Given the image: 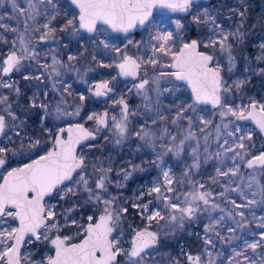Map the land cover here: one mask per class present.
Masks as SVG:
<instances>
[{"label":"rangeland","instance_id":"rangeland-1","mask_svg":"<svg viewBox=\"0 0 264 264\" xmlns=\"http://www.w3.org/2000/svg\"><path fill=\"white\" fill-rule=\"evenodd\" d=\"M248 1L205 0L186 15L156 14L131 34L116 33L107 25H98L92 33L80 29L79 12L70 0H32L39 12L34 19L28 15V0H16L26 10L23 14L13 11L11 0L0 2V24L7 26L0 27V63L12 50L22 59L8 76L0 64V98H6L0 102L5 118L0 147L9 149L0 154L6 158L1 175L46 152L44 146L53 141L60 121L88 124L98 131V138L81 148L85 163L77 172L87 179L91 198L83 185L75 184L77 174L65 183L75 194L61 199L63 193H54L47 198L56 221L67 226L59 233L49 232L48 240L29 238L22 264H46L54 254L50 240L56 234L75 236L79 225L90 223L89 216L98 219L103 200L112 201L114 215L119 213L112 236L125 251L131 250L137 231L156 233L157 243L145 250L139 264H192L189 256H200V264H264V166H247L263 153L264 135L255 124L227 111L230 107L247 114L254 102L259 108L264 105V1L249 11L257 15L254 25L246 20ZM70 19L74 23L68 26ZM169 32L172 53L192 40L215 53L214 68H219L221 78L219 105L196 102L185 81L161 75L174 71L167 67L172 57L154 50L161 43L154 37ZM224 35L227 51L218 43ZM41 37H47L48 43L43 44ZM211 41H217L215 47ZM124 55L136 60L141 77L149 79L144 89L139 90L131 78H122L118 65ZM105 82L111 90L97 96L96 85ZM104 112L107 122L98 124L96 117H104ZM122 120L123 136L115 127ZM101 176L104 190L96 188ZM155 187L159 193L152 191ZM61 188L66 192L64 185ZM199 193H210L207 205L192 201L190 194ZM171 204L196 211L189 217ZM156 211L163 219L149 221ZM172 215L177 219L172 220ZM4 221L0 230L18 226L12 217ZM254 242H261L255 251L247 247ZM118 260L128 264L125 255Z\"/></svg>","mask_w":264,"mask_h":264},{"label":"snow or ice","instance_id":"snow-or-ice-1","mask_svg":"<svg viewBox=\"0 0 264 264\" xmlns=\"http://www.w3.org/2000/svg\"><path fill=\"white\" fill-rule=\"evenodd\" d=\"M43 2L44 0H40V3ZM71 2L79 9V28L85 29L89 33L96 31L98 25H107L113 31L127 33L137 25L142 26L146 22H149V17L152 15V10L155 7L183 12L187 11L191 4V0H71ZM48 3H52V0H48ZM11 5L13 11H18L20 14L26 11L17 5L16 0H11ZM28 9H30L28 12L29 18L34 19L36 15H39L37 6L32 0H28ZM52 19H55V16ZM0 20H3L2 16H0ZM73 23L74 19L67 21L68 26L73 25ZM0 27L7 26L0 24ZM44 27L47 28L48 24H45ZM177 27H181L179 21H177ZM15 30L12 29V31ZM154 38L161 42L154 50L165 55L170 54L172 57V62L167 67L174 69V71L161 73V75H169L177 81H185L191 87L196 102H211L213 105H219L221 102L219 95L221 78L219 68L209 66L210 62L213 61V56L198 51V43L195 40L184 44L183 48L179 49L178 52L172 53L168 47V41L172 39L170 32L166 34L158 33ZM227 39L228 36L224 35L218 42L222 51L229 50V46L225 43ZM21 43H23V40H21ZM216 43L217 41H211V46L215 47ZM207 46L205 45V47ZM105 47H108V45L105 44ZM70 59H74V57H70ZM229 59H231L230 54ZM150 62L153 65L156 64V60L154 59ZM54 63H56L55 60ZM2 64L3 73L8 74L14 68H17L20 64V58L17 57L15 52H12L3 60ZM118 67L121 74L136 76L140 64L132 57L124 55L123 62ZM148 83V80H144L137 85V88L144 89ZM4 86L11 87L10 84H4ZM110 90L107 82L97 84L95 94L97 96L104 95ZM80 98L81 100L84 99L83 96ZM3 99L6 98H0V102H3ZM120 103L123 104V100ZM189 107H192V105H189ZM124 111L125 113L127 112V105H124ZM227 111L233 116H237L240 120H254L259 129L264 132V105L260 106L259 114H257L254 102L250 106L247 116L243 110L236 112L229 107ZM221 115L223 116L225 113L222 112ZM93 118V116L88 117L89 120ZM96 119L98 124L102 125L105 123L104 117H96ZM126 119L127 115L125 114L124 120ZM113 120L115 122V118ZM115 127L119 134L123 136L126 130L123 120L115 123ZM4 129L5 119L4 116H0V133H3ZM60 132H66L67 139H64L62 135H57L54 139L52 150L32 163L12 169L3 177V183H0V224L5 222V217H12L13 220L19 221L18 227L0 230V246H2V250H0V262L2 264H21L20 249L26 235L31 234L37 240L41 238L48 240L49 232L59 233L61 227L67 226V224L62 226L56 221L57 213L53 210L54 206L46 207L44 200L45 197L51 196L53 193H63L61 199L68 193L75 194L74 189L68 187L65 182L73 181V174L77 173L78 169L82 170L84 168V158L77 156L76 146L81 141L91 137L92 133L88 132L80 124L68 129H61ZM144 135H147V133ZM239 147L243 148L244 145L240 144ZM7 151L9 149L0 147V154ZM193 151L195 152V150ZM255 164L264 166V154L249 160L247 166L251 168ZM4 165L5 159L0 156V166ZM219 174L227 175V173ZM233 174L235 175V171H233ZM77 175L79 179L75 181V184L83 185L84 189L90 193L91 198L92 190L88 188L87 179L84 175H80L79 173ZM164 178L167 183H171L168 172H164ZM62 185L66 188V192L64 188H61ZM201 187L203 186L201 185ZM96 188L105 189L104 176H101L96 182ZM152 191L159 193L160 188L155 187ZM168 191H172V189L169 188ZM190 195H192L193 202L201 200L205 205L209 203L207 197L210 193ZM95 199L97 203L101 202L99 195H96ZM164 199L167 200L168 197H164ZM102 202L104 208L99 218L95 219L93 216H89L88 220L90 223L87 224V227L79 225L75 236L56 234L50 240L55 249V255L48 256L46 264H118L117 257L120 255L127 257L128 264H139L144 259V255L147 254L145 250L157 243L156 233L147 230L137 231L131 242V250L125 251L119 246L120 241L112 236L114 227L120 218L119 213L114 215L113 210L110 208L112 201L103 200ZM248 203L252 204L255 201H249ZM233 204H235V201H233ZM235 206L240 207V205ZM170 207L189 217L196 211L191 206L178 208V205L171 204ZM143 208L146 211L147 205H144ZM122 211H126V209ZM240 215L243 216V213L241 212ZM157 217L163 219L161 213L156 211L148 216V220L152 221ZM65 219L67 220V217ZM171 219L176 220L177 217L172 215ZM183 219L184 215H181L180 220L182 221ZM71 223L72 225H76L75 220ZM41 229L44 231L41 232ZM77 238H79V242H72ZM262 241H264V234H262ZM206 242L210 243L211 241ZM259 246H261V242L247 245L253 251ZM237 255H243V253H237ZM188 259L192 264H200L201 258L200 256H189ZM40 264H44V262H40Z\"/></svg>","mask_w":264,"mask_h":264},{"label":"water","instance_id":"water-1","mask_svg":"<svg viewBox=\"0 0 264 264\" xmlns=\"http://www.w3.org/2000/svg\"><path fill=\"white\" fill-rule=\"evenodd\" d=\"M71 1V0H70ZM199 1H204V0H191V4H190V7L188 8V10L187 11H183V12H181V11H172V10H170V9H167V8H160V7H155V8H153V10H152V15L149 17V20L154 16V14H156V13H161V14H179V15H186V14H188L189 12H190V10H191V8H192V4H194V3H197V2H199ZM74 5V4H73ZM75 6V5H74ZM75 8L78 10V12H79V9L75 6ZM147 23V22H146ZM145 25H137L135 28H133V29H131L129 32H127V33H125V32H117V31H114V32H116V33H122V34H131V33H135V32H137V31H140L143 27H144ZM110 28V27H109ZM111 29V28H110ZM112 30V29H111ZM87 31V30H86ZM113 31V30H112ZM193 41V40H192ZM191 41V42H192ZM190 42V43H191ZM197 50L199 51V49L197 48ZM200 52H202V51H200ZM204 53V52H203ZM137 72H138V70H137ZM123 75V74H122ZM123 77H125V78H132V77H134V76H125V75H123ZM187 84V83H186ZM204 103H211V102H204ZM256 110H257V114H259V110H260V108L259 107H257L256 106ZM246 116H247V114H245ZM244 120H248L249 122H251V123H253V124H255L256 125V127L259 129V127L257 126V124L255 123V121L254 120H252V119H244ZM77 124H80V125H82L88 132H90V133H92V136L91 137H89L88 139H85V140H83V141H81V143L80 144H78L77 146H76V153H77V156H79L78 155V149H79V147L82 145V144H84V143H87V142H91V141H94L95 139H96V136H97V133H96V131H94V130H92V129H90L88 126H86V125H84V124H82V123H77ZM77 124H70V125H67V126H65V127H63L62 129H68V128H70V127H73L74 125H77ZM61 130V129H60ZM60 130L58 131V133H57V135H62V137L64 138V139H67V135H66V137H64L63 136V133H61L60 132ZM260 130V129H259ZM261 131V130H260ZM262 132V131H261ZM263 133V135H264V132H262ZM1 134L2 133H0V136H1ZM56 135V136H57ZM53 147V146H52ZM52 147L48 150V151H50V150H52ZM47 151V152H48ZM47 152L45 153V154H43V155H46L47 154ZM262 154H264V151H263V153ZM43 155H41V156H43ZM41 156H39V157H37V158H35L34 160H37V159H39ZM257 157V156H256ZM254 158V157H253ZM252 158V159H253ZM252 159H250V160H252ZM34 160H32V161H30V162H28V163H26V164H29V163H32ZM26 164H24V165H26ZM24 165H22V166H20V167H23ZM256 165V164H255ZM20 167H16V168H20ZM14 169V168H13ZM12 169H10L8 172H10ZM80 169H78L77 170V172L79 171ZM8 172H6L3 176L1 175L2 174V169H1V166H0V183H3V177L4 176H6L7 174H8ZM76 173H74L73 174V177H74V175H75ZM66 182H68V181H66ZM65 182V183H66ZM54 194V193H53ZM52 194V195H53ZM48 197H50V196H47V197H45V200H44V203H45V201H46V199L48 198ZM45 206H46V203H45ZM17 221V223H18V226H19V221L18 220H16ZM17 226V227H18ZM40 231H42V229L40 230ZM29 238H32V239H36L34 236H31V234H29V235H26L25 236V239H24V242L22 243V245H21V249H20V255H21V264H22V251H23V248H24V246H25V243H26V241L29 239ZM79 242V241H78ZM54 255H55V250H54ZM53 255V256H54Z\"/></svg>","mask_w":264,"mask_h":264},{"label":"flooded vegetation","instance_id":"flooded-vegetation-1","mask_svg":"<svg viewBox=\"0 0 264 264\" xmlns=\"http://www.w3.org/2000/svg\"><path fill=\"white\" fill-rule=\"evenodd\" d=\"M205 1V0H204ZM259 1H264V0H249L248 2H249V7L247 8V13H246V20H249V21H252L253 22V25H254V20L256 19V17H257V15L255 14V13H253L252 15L249 13V11H251V7L252 6H254V5H257V4H259L260 5V3H257V2H259ZM200 2H202V1H199V2H197V3H200ZM197 3H194V4H197ZM256 3V4H255ZM194 4H192V6L194 5ZM258 5V6H259ZM192 9V8H191ZM253 10V9H252ZM191 11V10H190ZM255 11V10H254ZM156 14H161V13H156ZM156 14H154V16L156 15ZM163 15H165V14H163ZM153 16V17H154ZM152 17V18H153ZM151 18V19H152ZM150 19V20H151ZM149 20V21H150ZM146 25V24H145ZM259 25H257L256 24V29H257V27H258ZM43 44H46V43H48V39H47V37H43ZM249 41V40H248ZM181 48H183V46L181 47ZM198 49H199V51H202V52H204L205 54H207V55H211V56H213V61H211L210 62V64H209V66L210 67H212V68H214V63H215V61H216V55H215V53H213L211 50H209V49H206L205 47H202L201 45H198ZM248 49H250V47H248ZM12 52H14V50H12L11 52H8L7 54H6V56L3 58V60L4 59H6L7 58V56L10 54V53H12ZM17 57L18 58H20L18 55H17ZM3 60L1 61V66H2V62H3ZM22 59L20 58V61H21ZM123 62V61H122ZM14 71V69L10 72V73H8V74H5V73H3L5 76H8V75H10L12 72ZM120 74H121V72H120ZM121 76H122V78L123 79H128V78H125V77H123V75L121 74ZM132 80H134L135 81V84H136V86L137 85H139L141 82H143L144 80H148L149 81V79L148 78H143V77H141V75H140V73H139V69H138V72H137V74H136V76H134V77H132L131 78ZM137 80V81H136ZM186 83V82H185ZM146 85H148V84H146ZM145 85V86H146ZM188 87H190L188 84H186ZM191 88V87H190ZM139 90H141V89H139ZM105 113L106 112H104L103 113V115H104V119L106 120L105 122H107V115L105 116ZM107 114V113H106ZM0 116H4L3 114H0ZM5 119V118H4ZM78 122H62V121H60V122H58V128H57V130L54 132V136H53V141L50 143H48L47 145L45 144V146H44V148L46 149V152L53 146V143H54V139H55V137H56V135H57V133H58V131L60 130V129H62L63 127H65V126H67V125H70V124H77ZM82 124H84V123H82ZM95 124V123H94ZM105 124V123H104ZM84 125H86V126H88L90 129H92V130H94V131H96V133H97V136H96V139L98 138V131L96 130V128L94 127V126H91V125H88V124H84ZM4 133V132H3ZM3 133L1 134V136H0V140H1V137H2V135H3ZM66 135H67V133L66 132H64L63 133V136L64 137H66ZM95 139V140H96ZM94 140V141H95ZM94 141H91V142H94ZM91 142H87V143H84V144H82L80 147H79V149H78V155L79 156H81L80 155V150H81V148L83 147V146H86V145H88V144H90ZM46 152H44L43 154H45ZM43 154H41V155H43ZM40 155V156H41ZM39 157V156H38ZM5 159V162H6V158H4ZM34 160V159H33ZM32 161V160H31ZM84 163H85V160H84ZM1 169H2V166H1ZM13 169V168H12ZM77 174V173H76ZM75 174V175H76ZM74 175V176H75ZM52 196V195H51ZM49 198V197H48ZM45 203H46V201H45ZM46 207H47V205H46ZM43 230V229H42ZM79 241V239L78 240H75V241H72V242H78ZM55 250V249H54ZM54 255V254H53ZM119 257V256H118ZM118 257H117V262L119 261L118 260Z\"/></svg>","mask_w":264,"mask_h":264}]
</instances>
